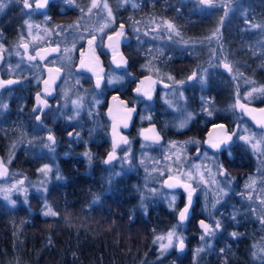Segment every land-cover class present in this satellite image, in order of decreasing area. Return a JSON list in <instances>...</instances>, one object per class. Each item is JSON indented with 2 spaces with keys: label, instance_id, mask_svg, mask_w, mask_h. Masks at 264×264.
Masks as SVG:
<instances>
[{
  "label": "rangeland",
  "instance_id": "374dc122",
  "mask_svg": "<svg viewBox=\"0 0 264 264\" xmlns=\"http://www.w3.org/2000/svg\"><path fill=\"white\" fill-rule=\"evenodd\" d=\"M14 1H3L5 7L3 11H0V17ZM181 1L191 3L195 11L204 15L218 12L214 26L205 35L191 37L181 35L178 28L167 19L135 18L133 23L127 25V34L135 42L132 46L139 50L141 57L139 67L144 73L157 77L159 81L170 83L169 89L159 91L158 99L161 103L160 108L169 111L173 117L175 131L188 129L196 112L202 115L201 120L209 122L220 114L227 115L228 119L236 122L231 126L234 132L232 142L237 141L243 146V150L249 153L253 160L252 167H247L244 171L241 170L242 172L228 167L223 160L227 159L225 157L231 158L232 153L228 150L229 148L225 150L224 156L214 155L205 148L203 149V142L197 137L188 136L184 139H176L165 137L161 133L162 140L158 142L150 138L139 137V131L151 123V105L143 104L136 116V129L131 134L139 137L137 144H134L131 138L124 134L122 143L115 146L114 151L111 145L101 158L104 161L109 151L114 153L112 160L104 164V174L114 179L121 175H128L131 170L139 171V174L137 173L139 182L136 180L134 199L139 213L143 215L147 214L148 207L157 208L160 205L166 213L174 216L175 219L178 218L180 209L186 204L181 202V199L184 201L188 192H185L182 187L168 188L164 183L167 177L175 176L184 184L195 188L200 199L199 207H201L203 218L197 225L198 242L192 246V259L198 257L211 245L218 230L215 224L219 221L221 225L225 213L228 221L234 224L240 223L237 220L257 221L259 227L255 228L253 225L247 227L252 233H256L254 234L256 238L250 239L251 257L254 262L264 263V216L261 215V212H264V133L256 131L247 122L245 123V120L235 110L236 100L248 105H253L256 101H264V93L259 91L264 89V85L254 78L252 72L245 73L242 65H235L226 50L222 35L224 25H229L232 21L242 22V32L252 30L258 24H252L246 20L250 0H212L211 6L201 4L199 0ZM19 2L23 8V15L19 20V25L14 28L16 34L11 37L12 39L5 41L0 24L2 80L12 81L19 67L24 65L31 74L36 73L33 83L38 81L41 85L43 64L62 68L64 75L60 84L54 90H49V93L53 95L47 109V111L54 110L50 112L51 119L58 116L71 123L87 118L90 125H93L92 129L97 130L103 125L98 107L103 104L106 94L109 91L124 88L131 80L129 71L120 73L114 71L113 67L105 65L99 52H105L104 54L108 57L115 52V49H105L104 39L107 41L109 34L113 31L119 32L120 24L126 25L125 16L120 20L122 10L126 6L131 10L135 4L131 0H72L71 3L68 0H57L55 8L59 14L52 16L46 11L38 13L39 11L34 7V0H29L32 4L31 10L24 7L23 0ZM55 16L63 18H55ZM89 40L92 41L91 44ZM171 42L175 44L173 52L176 54L179 52L177 55L187 54L189 56L190 52L189 57L196 63L198 62L196 68L191 70L192 80L187 79L188 76L177 80L169 73L163 50L164 45ZM24 45L27 47L25 48ZM53 49L57 50L53 51ZM86 54L91 58L97 57L99 64L103 66L101 73L75 71L78 61ZM194 54L199 55L194 56ZM29 57H35V59H29ZM225 64L230 66L231 71L224 67ZM224 72L229 75L230 82L222 80L221 77L219 79L213 77L222 75ZM97 76L102 77L103 80L98 88L93 85V80ZM84 78L91 79L90 88L82 83ZM211 82H216L215 87L218 93L225 95L222 103H219L209 90ZM7 85L9 84H5L4 87ZM4 87L0 88V112L3 113L5 112L4 102H6L2 95ZM39 90L40 87L36 92ZM45 94L49 95L47 91ZM168 128L169 126L164 123L163 131ZM15 137L16 140H9L6 158H2L3 165L8 172L4 174L0 170V200L9 208H14L19 204L25 205L30 212L36 211L41 217L53 218L54 216H46L44 213L49 208L54 211L49 201L48 189L59 178V169L56 164H40L32 176L23 171L11 169L9 164L13 160L14 152L20 149L26 141L22 135ZM241 137L246 139H241ZM34 138L38 144L39 138ZM125 140L127 143L124 142ZM41 141L38 148L52 143L48 140L47 134ZM85 155L88 158L87 161L92 163L95 154L85 151ZM46 165L47 171L45 172L42 169ZM220 166L225 173L223 175L220 174ZM189 172L192 174L191 177L187 175ZM239 173L243 175H240V180L237 181L236 176ZM173 197H175L174 200ZM237 200H240L239 206L235 204ZM36 202L37 207L34 209L32 206ZM192 204L193 201L190 205V213L195 208H192ZM201 221L209 225L214 234L205 235ZM182 228L183 226L179 223H175L164 230L153 231L151 239L159 256H165L173 251L177 254L185 252L187 245L185 234L181 231ZM170 231H174L176 236L183 238V248L179 247L175 237H173L171 246L162 248V245H168L167 235ZM201 236L204 238L201 239Z\"/></svg>",
  "mask_w": 264,
  "mask_h": 264
},
{
  "label": "trees",
  "instance_id": "16d2710c",
  "mask_svg": "<svg viewBox=\"0 0 264 264\" xmlns=\"http://www.w3.org/2000/svg\"><path fill=\"white\" fill-rule=\"evenodd\" d=\"M131 1L135 6L131 10L124 7L120 19L125 16L126 25L133 23L138 17L163 18L171 21L184 36L205 35L218 17V12L204 15L195 11L191 3L181 0ZM56 2L57 0L50 2L45 10L52 16L59 14L55 8ZM22 15L23 8L19 0L12 2L2 13L0 24L5 41L15 36L14 28L19 25ZM263 17L264 0H250L246 20L258 26L242 32V22L232 21L229 25H224L222 35L226 50L235 65H242L245 73L252 72L254 78L264 85ZM133 43L131 41L124 45L129 63L121 71H129L133 77L124 88L115 89L130 104L141 100H136L130 94V88L135 79L144 73L139 67L141 57L135 56ZM164 46L163 55L171 76L174 79L189 76L198 64L189 57L190 52L189 56L177 55L179 52H173L175 44L171 42ZM197 55L199 54H194ZM103 59L110 67L108 60L105 57ZM35 75L36 73L31 74L21 65L13 76L14 83L2 90L7 107L4 113L0 112V156L6 158L9 140H16L15 136L22 135L26 141L14 152L13 160L9 164L11 169L32 176L40 164H56L59 178L49 186L48 196L57 215L53 218L41 217L36 211L30 212L25 205L9 208L0 200V264H264L254 262L251 257L250 239H255L256 233H252L247 227L253 225L256 228L257 221L237 220L240 223L234 224L228 221L226 213L211 245L192 259V246L198 242L197 225L203 218L200 204L195 205L191 216L193 218L184 221L177 217L175 219L160 205L157 208L148 207L146 215L140 214L134 199L139 171L131 170L128 175L114 179L104 174L103 167L106 163L101 158L111 147L105 105L98 107L103 125L97 130L92 129L93 125H90L87 118L71 123L58 116L52 120L50 112L54 110L47 111L41 121L36 122L30 111L32 96L40 87L38 81L33 83ZM213 77H221L222 80L230 82L227 72ZM82 83L88 88L91 87L89 78H84ZM215 86L216 82H211L208 88L213 97L222 103L225 95L219 94ZM190 99L193 102L192 97ZM142 104L143 102L138 104L139 107ZM262 104L264 101H256L253 105ZM160 107L159 101L154 99L150 109L151 122L156 123L160 133L169 138L184 139L189 136L202 139L204 131L211 123H232L227 115L221 114L210 122L203 121L202 115L196 112L188 129L177 132L173 129L174 119L169 111ZM163 121L169 126L165 131L162 129ZM135 129L136 119L126 134L137 144L139 137L136 134L131 135ZM46 134L53 136L55 142L38 148ZM34 137L39 138L38 144ZM85 151L95 154L92 163L87 161ZM243 155L248 156V153L240 150L230 161L224 159L223 162L228 167L241 171L239 162ZM240 175L241 173L237 174V181L240 180ZM36 205L37 202L32 207L35 209ZM175 223L183 226L181 231L186 237V250L181 254L173 251L159 256L152 243V233ZM232 233L237 235L233 236Z\"/></svg>",
  "mask_w": 264,
  "mask_h": 264
},
{
  "label": "flooded vegetation",
  "instance_id": "af4514ba",
  "mask_svg": "<svg viewBox=\"0 0 264 264\" xmlns=\"http://www.w3.org/2000/svg\"><path fill=\"white\" fill-rule=\"evenodd\" d=\"M53 0H50L49 2H48V5H47V7L44 9V10H42V11H39V12H44L47 8H48V6H49V4H50V2H52ZM29 9V8H28ZM29 10H31V8L29 9ZM120 26V31L119 32H116V31H113L112 33H110L109 34V37H111V39H109V37H108V39H107V41L104 39V45L106 46L105 47V49H115V52L112 54V55H110L109 57H108V55L107 54H104L103 52H99V54H100V56L102 57V59L105 57L107 60H108V63H109V65L111 66V67H113L112 65H111V63H110V58L111 57H113L115 54H117V53H121L123 56H124V58L126 59V61H125V64H124V66L122 67V68H118V69H116L115 67H113V69H114V71H118V72H120V73H123V72H121L122 70H124L126 67H127V65H128V63H129V57L127 56V54H126V52H125V50H124V48H122V46H124V44H127V43H131V39H130V35L129 34H127V31H128V27H127V25H125V24H120L119 25ZM94 42H95V39H94ZM135 43V42H134ZM139 50L138 49H135V56L137 55V56H140L139 54V52H138ZM103 55H104V57H103ZM186 59H188V58H186ZM81 61H86L85 63H83V65L81 64ZM103 62H104V60H103ZM43 64V63H42ZM104 64H105V62H104ZM106 65V64H105ZM43 66H45L44 64L42 65V69H43ZM78 66L80 67V69H78ZM56 67V66H55ZM101 67H103V66H101L100 64H99V61H98V59H97V57H94V58H91L88 54H86V56H84L83 58H81L79 61H78V63H77V65L75 66V71L76 72H80V73H93V72H100L101 73V70H102V68ZM58 68V67H57ZM59 69H61L62 70V75H61V78L63 77V75H64V72H63V69L62 68H59ZM125 72V71H124ZM96 74H99V73H96ZM130 74H131V72H130ZM145 75H149V76H151L154 80H155V82H154V84H153V86H152V91H153V97L152 98H149V99H147V98H145V96L144 95H142V94H132V90L137 86V85H140L141 87H143V82L141 81V78L143 77V76H145ZM132 74H131V79H132ZM191 77V75L190 76H188V78L187 77H185V78H187V79H189ZM43 78H44V69H43V77H42V79H41V81L43 80ZM61 78H60V80H61ZM60 80H59V82L54 86V87H52V88H46V87H44L43 85H42V83H41V85H40V90L38 91V92H35L34 94H33V96H32V103H31V107H30V111H31V113L34 115V118H35V121L36 122H40L41 121V119H42V117H43V115L47 112V109L49 108V105H50V103H51V101H52V97H53V95H51L49 92V90H54V88H56V87H58V85L60 84ZM97 80H99V87L102 85V83H103V80H102V77H99V76H97V77H95L94 78V80H93V85L96 87V88H98L97 87V83H96V81ZM178 80V79H177ZM189 80H192V79H189ZM90 81H91V79H90ZM163 84H165V85H167L166 87H162V85ZM170 88V83H168V82H166V81H159L158 80V78L157 77H155V76H153V75H151V74H149V73H143L142 75H139L138 76V79H135V81L133 82V85H132V87L130 88V94L132 95V96H134L135 97V99L136 100H139V99H141L140 101H138L137 103H133V104H130L126 99H124L116 90H113V91H109L107 94H106V99L104 100V102H103V105H105L104 106V113H105V116H106V119H107V121H108V135H109V138H110V142H111V136H110V134H109V129H110V124H111V119H109L108 118V116L106 115V109H107V107H108V104H109V98L111 97V96H113V95H115V96H117L118 98H120L121 100H124V101H126V103H127V108L129 109V110H131L132 112H133V122H132V124H131V126L129 127V128H126V127H120L118 130H119V132L122 134V141H123V138H124V134L126 135V133H127V131H129V130H131V127L133 126V123H134V121H135V119H136V116L139 114V108H141V107H139V105L138 104H140L141 102H143V104H150L151 105V103H153V101H154V99H157L158 101H159V97H158V93H159V91H161V90H164V89H169ZM48 92V94L49 95H47V94H45V92ZM36 93H39L40 94V96L42 97V99H44V100H46V104H45V106L44 107H42L41 105L37 108V109H41V111H36V112H33V105H34V95L36 94ZM45 94V95H44ZM240 101V100H239ZM145 102H147V103H145ZM236 102H237V100H236ZM236 102H235V110H236V112L245 120L244 122L246 123L247 122V124L248 125H250V126H252L256 131H262L263 133H264V127H256L254 124H253V122L251 121V120H249L248 118H246V116L242 113V112H238L237 111V109H236ZM241 103H243V104H245V105H248V104H246V103H244V102H242V101H240ZM142 104V105H143ZM159 104L161 105V103L159 102ZM264 104H262V105H260V106H263ZM253 106H256V105H253ZM260 106H256V107H260ZM37 116H39L40 117V119L39 120H37L36 119V117ZM232 121V123H230V124H226V123H224V122H222V121H218V122H214V123H211L210 125H208V127L206 128V130L204 131V133H203V135H202V142H203V149L205 148L206 150H208V151H210V152H212L214 155H225L226 154V152H225V150H227L228 148V150H230V152L232 153V155H231V158L229 157H225V158H227V160H229L230 161V159H232V157L235 155V154H237V152L238 151H240L241 150V152H246V151H244L243 150V146L240 144V143H238L237 141H235V142H232V140H233V134H234V132L231 130V126H232V124L233 123H236V122H233V120H231ZM214 124H223V125H225V127H226V133H227V138H228V141L223 145V146H221L219 149H217V150H215V149H213V148H210V147H208V146H206L205 145V133L207 132V130L209 129V127H211L212 125H214ZM152 125H154L155 126V128L157 129V131L159 132V138H157V139H153L155 142H158V141H160V140H162V134L160 133V131L158 130V128H157V125H156V123H154L153 121L149 124V125H147V126H145V128H147V127H150V126H152ZM144 128V127H143ZM144 128V129H145ZM144 129H141L140 131H139V137H141V131L142 130H144ZM49 136V135H48ZM229 137H230V139H229ZM122 141L118 144V145H115V146H119L121 143H122ZM111 145H113L112 144V142H111ZM113 153V152H112ZM248 153V152H247ZM113 157H114V155H113ZM250 158V159H249ZM251 156L249 155V153H248V156L247 155H243V158H241V160H240V166L242 167V171H244L245 170V168H247V167H250V166H252V161H251ZM245 167V168H244ZM243 174L241 173V176H242ZM193 188V187H192ZM186 194H188V193H186ZM188 197V195H186V198ZM192 198H193V204H192V208L193 207H195V205L196 204H200V199H199V197H198V195L196 194V192H193V194H192ZM185 201H186V199L184 200V201H182L183 203H185ZM235 204L237 205V206H239L240 205V200H237V201H235ZM257 208V207H256ZM192 213L193 212H191L190 214H189V216L187 217V219H192L193 217H191L192 216ZM261 215L262 216H264V212L262 211L261 212ZM220 219V218H219Z\"/></svg>",
  "mask_w": 264,
  "mask_h": 264
},
{
  "label": "water",
  "instance_id": "95a60500",
  "mask_svg": "<svg viewBox=\"0 0 264 264\" xmlns=\"http://www.w3.org/2000/svg\"><path fill=\"white\" fill-rule=\"evenodd\" d=\"M49 1L50 0H48V2ZM47 5L42 9H36L35 3H34V7L37 11L44 10L47 7ZM0 59H1V56H0ZM125 61H126V59L124 58V56L121 53H117L113 57L110 58L111 65L113 67H115L116 69L122 68L125 64ZM85 62L86 61H83V63H85ZM43 69H44V78L42 80V85L46 88L54 87L59 82V80L61 78L62 70L55 67V66H50V65L43 66ZM78 69H80L79 66H78ZM0 81H3L1 79V77H0ZM45 81H47V83H45ZM141 81L143 82V87H141L140 85H137L132 90V94H139L140 93V94L144 95L145 98H147V99L152 98L153 97L152 86H153L155 80L151 76L145 75L141 78ZM98 82H99V80L96 81V83H98ZM166 86L167 85H165V84L162 85V87H166ZM137 89H139V91H137ZM239 103L243 104L240 101H239ZM45 104H46V100L42 99V97L40 96L39 93H36L34 95L33 112H36V111H34V109H37L40 105L42 107H44ZM126 105H127L126 101L121 100L120 98H118L115 95H113L109 98V104H108V107L106 109V115L108 116L109 119H111L109 134L111 136V142L113 145L114 144L118 145L122 141L123 136L119 132L118 129L120 127H123V126L126 128H129L133 122V112L131 110H129ZM243 105L245 107L240 108L239 106H237V102H236L237 111L242 112L246 116V118H248L249 120H251L253 122V124L256 127H264V112L260 111L261 109H264V105L260 106V107H256L253 105H245V104H243ZM125 125H127V126H125ZM159 136H160L159 132L157 131V129L155 128L154 125L147 127L141 131V137H143V138L157 139V138H159ZM227 141H228V138H227V133H226V127L223 124H214L211 127H209V129L205 133V145L210 147V148H213L215 150L219 149ZM213 145H218V147H213ZM110 153L112 154V158H113V153L108 152L106 154L104 161L109 160V154ZM0 170H2L4 174L7 173V169L5 168V166H3L2 162H1V157H0ZM166 181H167V183H165ZM164 183L166 186L169 183L176 184L177 186L173 187V188H177L179 186L186 185V184L182 183L181 180L175 176L167 177L165 179ZM182 188L185 190V188L183 186H182ZM186 206H188V213L186 214V217H187L189 215V211H190L189 210L190 205H188V198H187L186 204L180 209V212ZM180 212L178 213V219L179 220H180Z\"/></svg>",
  "mask_w": 264,
  "mask_h": 264
},
{
  "label": "snow or ice",
  "instance_id": "6c2138e0",
  "mask_svg": "<svg viewBox=\"0 0 264 264\" xmlns=\"http://www.w3.org/2000/svg\"><path fill=\"white\" fill-rule=\"evenodd\" d=\"M34 2H35L36 9H42V8H44L48 4V0H34ZM68 2L71 3L72 0H68ZM199 2L201 4H205V5H209V6L212 5V0H199ZM23 4H24V7L25 8H29L30 9L32 7V4L29 2V0H23ZM93 6H95V5H93ZM4 7H5V4H4L3 0H0V11H3ZM109 39H111V37H109ZM91 43H92V41L89 40V44H91ZM24 47L26 48L27 45H24ZM56 50L57 49H53V51H56ZM37 55H39V53H37ZM29 59H35V57H29ZM81 64L83 65V61H81ZM224 67L226 69H228L229 71H231V68H230V66L228 64H225ZM193 75L195 76V74H193ZM189 79H192V77H190ZM12 83H14V81H11V80H9V81H0V88L4 87L5 84H12ZM45 83H47V81H45ZM97 87H99V83H97ZM137 91H139V89H137ZM253 91H257V90L256 89H253ZM259 91H261L262 93H264V89H260ZM249 95H251V93H249ZM237 106H239L240 108H244L245 107L243 104H240L239 103V100H237ZM4 107H7V106L4 105ZM34 111H41V109H34ZM260 111L261 112H264V109H261ZM209 115H211V113H209ZM36 119L39 120L40 117L37 116ZM125 126H127V125H125ZM69 135H72V133H69ZM229 139H230V137H229ZM241 139H246V138L245 137H241ZM48 140L53 141V143L55 142L53 136H51V135L48 136ZM124 142L127 143L126 140ZM213 147H218V145H213ZM253 147L255 148L256 145L254 144ZM114 150H115V144L113 145V151ZM110 159H112V154L111 153L109 154V160ZM109 160H105L104 162L105 163H108ZM195 167H198V166H195ZM220 167H221V173L220 174L221 175L225 174L224 171H223V169H222V166H220ZM42 170L46 172L47 171V165ZM187 175H189V177H191L192 174H191V172H189ZM165 183H167V181ZM167 186L169 188H173V187H176L177 185L176 184L169 183V184H167ZM182 186L188 192V205H191V202H192V194H193V192H195L196 189L195 188H192L191 185H187V184L186 185H182ZM174 199H175V197H173V200ZM213 206H215V205H213ZM187 213H188V206H186L180 212V220L181 221H183L185 219ZM44 214L46 216L47 215H51V216L57 215V213H55L54 211H52L50 208ZM200 224H201V227L204 229L205 235H212V234H214L213 229H211L209 225L205 224L203 221H201ZM220 226H221L220 225V222L217 221L216 224H215V228L216 229H219ZM232 235L235 236L237 234L236 233H232ZM173 237H175L176 240L178 241L179 247L180 248H183V246H184L183 238H181L179 236H176V234H175L174 231H170L168 233V235H167L168 245H162V248H166L168 246H171V244L173 242ZM203 238L204 237L201 236V239H203Z\"/></svg>",
  "mask_w": 264,
  "mask_h": 264
}]
</instances>
